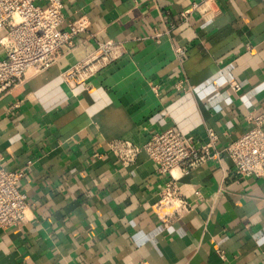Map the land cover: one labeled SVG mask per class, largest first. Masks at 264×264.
<instances>
[{
  "label": "crops",
  "instance_id": "0c3cea01",
  "mask_svg": "<svg viewBox=\"0 0 264 264\" xmlns=\"http://www.w3.org/2000/svg\"><path fill=\"white\" fill-rule=\"evenodd\" d=\"M201 1L62 0L65 22L85 16L88 31L0 98V166L24 171L28 204L24 224L0 228V264H264V178H237L222 153L179 180L192 209L163 224L153 205L168 176L109 149L174 127L197 144L213 131L220 151L264 111V0H215L208 21ZM97 42L123 55L65 78Z\"/></svg>",
  "mask_w": 264,
  "mask_h": 264
},
{
  "label": "built area",
  "instance_id": "2783aa9c",
  "mask_svg": "<svg viewBox=\"0 0 264 264\" xmlns=\"http://www.w3.org/2000/svg\"><path fill=\"white\" fill-rule=\"evenodd\" d=\"M153 4L156 0H146ZM215 0H202L200 6H193L199 18L208 21L215 16ZM189 13H181L178 24L188 21ZM90 20L80 16L66 23L62 0H0V98L19 86L28 74H40L49 70L60 58L63 48L71 51L76 47V39L85 34ZM171 25L165 31L170 34ZM161 34L154 39L158 42ZM177 57L184 54L175 48ZM123 55L117 42H97L94 54L77 64L65 78L81 80L92 74L95 67L108 64ZM236 93L237 84L232 86ZM252 127L237 140L222 150L216 149L217 136L206 131L207 140L197 144L190 136H185L177 128H168L150 136L138 147L126 141H115L109 149L123 168L132 166L139 154L144 153L154 165L158 175H167L153 205L154 214L168 224L192 209L191 202L180 190L179 180L199 168L220 162V155L226 154L233 164L237 178H264V111L249 118ZM24 171H8L0 166V228L21 226L27 220L28 204L26 196L19 190V182ZM193 195L199 198V192Z\"/></svg>",
  "mask_w": 264,
  "mask_h": 264
}]
</instances>
